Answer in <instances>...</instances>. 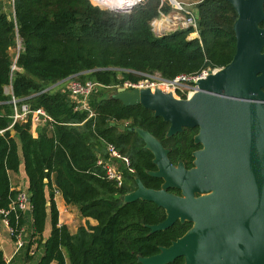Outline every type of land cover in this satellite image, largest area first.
Returning <instances> with one entry per match:
<instances>
[{
	"label": "trees",
	"instance_id": "trees-1",
	"mask_svg": "<svg viewBox=\"0 0 264 264\" xmlns=\"http://www.w3.org/2000/svg\"><path fill=\"white\" fill-rule=\"evenodd\" d=\"M12 7L13 18L0 9V210H8L12 238L23 225V212L10 209L18 189L12 188L9 175L19 173L22 166L32 217L25 259L31 260L42 247L35 264H141L139 256L156 254L159 246H168L191 223L177 220L151 232L146 225L163 220L164 209L147 200H120V195L136 188V178L147 188H159L162 182L148 174L156 169L153 155L132 128L148 130L169 149L171 162L181 160L186 167L200 146L193 141L197 128L185 127L167 137L168 122L151 110L125 106L110 96L96 99V94L90 97L94 114L88 117V110L74 109L68 93L53 85L70 78L115 89L126 80L137 81L140 73L158 72L170 79L222 67L235 53L232 5L200 0L198 38L187 37L192 28L155 34L151 21L159 11L170 9L160 6L159 0H147L128 13L102 9L90 0H12ZM9 85L19 103L42 108L51 118L36 127V136L30 120L8 127L13 113L11 94L5 90ZM107 143L126 156L133 169L122 168L119 187L96 161L98 155H106ZM56 192L66 204L75 205L81 217L96 223L80 225L74 233L59 224ZM47 218L50 232L44 238ZM0 264H8L1 250ZM167 264H183V259Z\"/></svg>",
	"mask_w": 264,
	"mask_h": 264
},
{
	"label": "water",
	"instance_id": "water-1",
	"mask_svg": "<svg viewBox=\"0 0 264 264\" xmlns=\"http://www.w3.org/2000/svg\"><path fill=\"white\" fill-rule=\"evenodd\" d=\"M225 1L236 13L235 53L224 66L209 68L190 96L123 86L110 95L168 122L167 137L198 127L193 141L202 146L186 168L182 161L173 164L169 149L148 130L132 128L153 155L156 169L148 174L162 184L147 188L136 178V188L120 200H147L164 209L163 220L146 225L151 232L177 220L191 223L156 254L139 256L141 264H167L178 257L183 264H264V0Z\"/></svg>",
	"mask_w": 264,
	"mask_h": 264
},
{
	"label": "built area",
	"instance_id": "built-area-1",
	"mask_svg": "<svg viewBox=\"0 0 264 264\" xmlns=\"http://www.w3.org/2000/svg\"><path fill=\"white\" fill-rule=\"evenodd\" d=\"M147 0H90L93 5H96L102 9L110 10L113 12H122L128 13L136 5L146 2ZM161 5H171L173 9L183 12L182 16H170L168 12L159 11L158 17L154 18L151 21L152 30L154 33L156 31L161 32L163 29V22L172 23L173 25L177 20L181 19L183 25L176 24L170 31L176 29H187L192 28V31L188 34V38L199 37L198 27H197V15L193 11H189L187 7H183L182 4L177 0H159ZM114 2V3H113ZM157 34V33H156ZM163 33L157 34L161 35ZM208 68H204L199 72L193 74H178L173 78L167 79L161 77L158 72H145L142 74L141 78L137 81L126 80L122 85H116L115 89L119 86H123L126 89L132 88H149L155 89L158 88L165 92H172L180 97L186 98L192 94L195 90V82L207 75ZM215 70L216 68H211ZM99 88H112L111 86H105L98 82L91 80L78 81L75 79L68 78L66 81V86L63 89L64 92H67L69 97L74 102V109L77 110H88V117L94 114L93 110L90 108L89 100L92 95H94ZM11 99L10 103L13 106V113L11 115L12 121L9 124V128L16 122H26L30 120L31 127H37L44 124L46 121H51V118L46 114L42 108L31 109L25 103H19V100L16 99L10 92ZM1 132V131H0ZM105 156L98 155L97 164L101 165L104 169L105 177L112 181L116 186H121L123 184V172L122 168H127L128 171L132 172L133 169L129 167V159L122 155L112 143H107L105 146ZM10 209L16 210L19 209L22 212L30 210L29 204V194L25 188L20 187L17 191L15 199L10 203ZM8 210H0V216L2 221L8 227V230L13 235L14 229L8 225V221L5 217ZM22 233V227L16 233V245L18 248L23 247L24 241L20 238ZM29 240V239H28ZM27 243V241H26ZM25 243V244H26ZM30 254H33V250L30 251Z\"/></svg>",
	"mask_w": 264,
	"mask_h": 264
},
{
	"label": "crops",
	"instance_id": "crops-1",
	"mask_svg": "<svg viewBox=\"0 0 264 264\" xmlns=\"http://www.w3.org/2000/svg\"><path fill=\"white\" fill-rule=\"evenodd\" d=\"M4 7H5V2L0 1V9L4 10ZM31 132L33 136H36L35 127H31ZM9 176L13 189L26 187L25 185L26 181L23 174L22 166L20 168L19 173L10 172ZM54 200L56 203V207L58 209V223L66 225L71 233H74L77 230V228L80 226V225L79 226L72 225L74 222V212H72L73 209H75L77 216L80 218V221L82 222V225H86L87 222L90 224L96 223V221L93 220L92 218L81 217L77 207L75 205L66 204L60 193L58 192L55 193ZM48 222L49 219L47 218L43 231L44 238H46L50 232V223ZM31 224H32V217L30 210L28 209L27 211L23 212V225H22V233L20 236V238L23 239L24 244L23 247L18 248L15 239L11 237L8 227L2 221V218L0 216V250L2 251L3 257L8 264H35L36 261L41 256L43 252V248L39 247L37 251L34 253L31 260L28 261L27 259H25V252L27 246L26 241L28 242V239L32 232Z\"/></svg>",
	"mask_w": 264,
	"mask_h": 264
},
{
	"label": "rangeland",
	"instance_id": "rangeland-1",
	"mask_svg": "<svg viewBox=\"0 0 264 264\" xmlns=\"http://www.w3.org/2000/svg\"><path fill=\"white\" fill-rule=\"evenodd\" d=\"M0 1H4L5 2L4 10L6 11V13L9 14V16H11L13 18L14 17V12H13V7H12V0H0ZM177 1H179L182 4L183 7H187L189 11H193V12L196 13V4L200 0H177ZM168 6L170 7L171 5H168ZM170 9H171V11L168 13V14H171L170 16H173V15L182 16L183 15V12H181V11L179 12L178 10L173 9L172 7H170ZM176 24H178L180 26L183 25L181 19L177 20L174 25L172 23L169 24V23L163 22V29L161 30V32L156 31V33L160 34V33L168 32L172 28H176V27H173ZM18 48H19V44L15 48H11V52L17 51ZM140 75L142 76V74H140ZM66 81L67 80H65V81L60 80V81L56 82V84H54L53 86H58L59 85L60 87H58V88L60 90H63L65 88V86H66ZM5 90H6V93H9L10 92V85L6 86ZM114 92H115V89H113V88H99L97 90V92L95 93L96 94L95 98L98 99V98H100L102 96H110ZM72 212H74V222H73L72 225H75V226L82 225V222L80 221V218L77 216V213H76L75 209H73Z\"/></svg>",
	"mask_w": 264,
	"mask_h": 264
},
{
	"label": "flooded vegetation",
	"instance_id": "flooded-vegetation-1",
	"mask_svg": "<svg viewBox=\"0 0 264 264\" xmlns=\"http://www.w3.org/2000/svg\"><path fill=\"white\" fill-rule=\"evenodd\" d=\"M188 128H190V127H188ZM194 128H197V131H198V127H194ZM184 129V128H183ZM197 131L194 133V135L197 133ZM194 135H193V137H194ZM200 146L198 147V148H196L195 150H197V149H200L202 146H201V144H199ZM195 150H193V151H195ZM193 151H192V153H193ZM179 161H181V160H179ZM178 162V161H177ZM183 162V161H182ZM173 163V162H172ZM184 163V162H183ZM173 164H177V163H173ZM185 165V164H184ZM193 166V159L191 160V166L190 167H186V168H191ZM155 170V169H154ZM157 178V177H156ZM160 179V178H159ZM162 180V179H161ZM161 184H162V182H161ZM161 184H160V186H159V188L161 187ZM159 188H153V189H159ZM172 189H175V188H169L168 190L170 191V192H172V193H175V194H180V191L178 192V193H176V192H173L172 191ZM134 190V189H133ZM191 227V226H190ZM186 232V231H185ZM184 234V233H183ZM182 234V235H183ZM182 259H183V257H182Z\"/></svg>",
	"mask_w": 264,
	"mask_h": 264
},
{
	"label": "bare ground",
	"instance_id": "bare-ground-1",
	"mask_svg": "<svg viewBox=\"0 0 264 264\" xmlns=\"http://www.w3.org/2000/svg\"><path fill=\"white\" fill-rule=\"evenodd\" d=\"M110 1V0H109ZM114 3V2H113Z\"/></svg>",
	"mask_w": 264,
	"mask_h": 264
}]
</instances>
